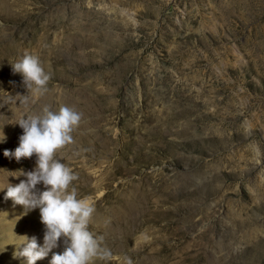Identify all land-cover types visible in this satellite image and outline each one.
<instances>
[{
    "label": "rangeland",
    "instance_id": "obj_1",
    "mask_svg": "<svg viewBox=\"0 0 264 264\" xmlns=\"http://www.w3.org/2000/svg\"><path fill=\"white\" fill-rule=\"evenodd\" d=\"M26 52L51 72L27 104ZM45 105L83 113L57 158L111 252L90 264H264V0H0V264L43 244L5 198L36 157L4 153Z\"/></svg>",
    "mask_w": 264,
    "mask_h": 264
},
{
    "label": "clouds",
    "instance_id": "obj_2",
    "mask_svg": "<svg viewBox=\"0 0 264 264\" xmlns=\"http://www.w3.org/2000/svg\"><path fill=\"white\" fill-rule=\"evenodd\" d=\"M11 65L14 73L22 75L28 91L22 95L23 103L27 104L31 96H44L49 91L51 72L45 69L39 56L26 52ZM82 119L83 113L75 107L62 105L54 110L45 105L39 112L28 113L15 122L23 129V135L14 153L5 151L4 155L14 156L17 161L35 156L36 166L14 175L26 179L15 186L9 184L5 198L23 206V215L38 208L44 225L42 245L35 235L20 236L23 248L15 256L26 258L27 264H36L50 253V264H90L94 258L111 256L110 250L102 246L104 237L88 227L95 212L94 202L90 197H79L73 186L78 174L57 158L58 151L74 143L72 133ZM40 184L44 190L37 187ZM62 238L64 251L53 252L60 247Z\"/></svg>",
    "mask_w": 264,
    "mask_h": 264
}]
</instances>
